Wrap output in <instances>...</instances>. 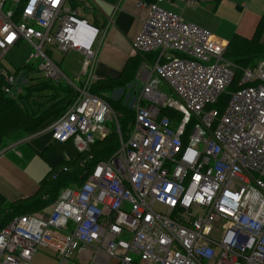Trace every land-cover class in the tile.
<instances>
[{
	"label": "built area",
	"instance_id": "obj_1",
	"mask_svg": "<svg viewBox=\"0 0 264 264\" xmlns=\"http://www.w3.org/2000/svg\"><path fill=\"white\" fill-rule=\"evenodd\" d=\"M73 1L0 0V91L11 95L17 85L1 62L20 42L34 50L26 63L54 82L64 75L45 47L76 51L83 85L46 128L53 142L83 154L111 122L118 147L48 211L3 227L0 264H29L39 248L56 264H264V60L240 70L209 31L160 6L174 0H137L145 16L130 54L158 57L138 92L124 97L134 118L122 138L110 106L88 92L103 35ZM167 108L179 121L161 115Z\"/></svg>",
	"mask_w": 264,
	"mask_h": 264
},
{
	"label": "crops",
	"instance_id": "obj_2",
	"mask_svg": "<svg viewBox=\"0 0 264 264\" xmlns=\"http://www.w3.org/2000/svg\"><path fill=\"white\" fill-rule=\"evenodd\" d=\"M136 1L78 0L85 10L83 16L87 15L80 18L98 28L103 35L97 48L94 66L90 71L89 85L98 81L116 80L127 64L136 65L132 81L125 88L114 90L116 99L138 92L158 57V52L136 56L130 54L131 43L141 29L140 18L145 16L144 10L136 8ZM193 1L192 7L185 6L181 0H174L172 4L162 2L160 6L179 14L185 22L209 31L214 39L226 47L233 35L251 38L260 17L264 14V0ZM260 41L264 46V32ZM72 52L82 57L80 53ZM78 77L76 79L82 82V77ZM57 145H60V150L72 149L75 152L71 143L53 142L51 132L46 127L9 145L11 152L4 151L8 148L0 151V199L12 203L32 197L37 192L38 182L48 171L44 170L43 173L42 167L44 165L46 168L47 164L38 160L41 158L40 154L52 147L60 155ZM76 155L75 152V157ZM75 157H69V160ZM48 209L49 207L45 210Z\"/></svg>",
	"mask_w": 264,
	"mask_h": 264
},
{
	"label": "trees",
	"instance_id": "obj_3",
	"mask_svg": "<svg viewBox=\"0 0 264 264\" xmlns=\"http://www.w3.org/2000/svg\"><path fill=\"white\" fill-rule=\"evenodd\" d=\"M263 32L264 14L260 17L251 38L247 39L238 35H233L230 38L224 54L225 58L233 62L240 70L255 66L257 62L264 60V46L260 41ZM135 66L127 64L116 80L98 81L95 84H90L88 92L104 100L103 94L106 95L118 88H125L132 81ZM26 71L38 72L34 64L25 63L14 75L21 76ZM239 78L240 73L236 72L235 81ZM235 89L233 83L227 92ZM16 96L13 98L0 91V150L25 136L43 130L50 122L57 120L75 100L77 94L63 80L58 81L57 84L44 80L38 84L24 87L21 93ZM226 99V94L220 98V107L218 108L220 111L222 110L221 102ZM116 102L113 105L114 113L117 116L122 138H126L123 132L128 133L130 124L128 122L133 120L134 114L121 106L124 97L118 98ZM161 115L171 120L178 116L168 108L162 110ZM118 142L114 127L113 131L108 130L104 139L96 141L90 146L89 151L77 154L72 160L62 158L52 147L43 150L40 157L47 164L48 171L38 182L37 192L30 198L12 203H6L0 199V230L15 217L42 212L57 199L62 189L80 186L96 163L109 159L115 153ZM63 168H66L67 171H61Z\"/></svg>",
	"mask_w": 264,
	"mask_h": 264
},
{
	"label": "rangeland",
	"instance_id": "obj_4",
	"mask_svg": "<svg viewBox=\"0 0 264 264\" xmlns=\"http://www.w3.org/2000/svg\"><path fill=\"white\" fill-rule=\"evenodd\" d=\"M73 3L79 15L81 17H86L87 15L83 16V14L85 13L83 7L78 2L73 1ZM33 52H34L33 48L28 43L20 42L14 48L8 51L6 56L2 59L1 66L4 67L8 72L15 74L28 61L30 54ZM45 52L46 55L51 59V61L54 62L57 65L58 69L62 72V74L64 75L63 81L66 84H68V86L70 85V87L73 89V86L80 87L83 85V82L81 81L79 82V80L76 79L79 78L78 75L82 77L81 76V65L83 61L82 57L74 54L72 51L68 52L66 55H62L58 53L54 48H49V47H45ZM16 77H17V85L12 91V94L10 95L13 98H16L17 97L16 94L21 93L24 87L35 85L45 80V79L43 80L42 76L38 72L36 73L33 71H29V72L26 71V73L22 74L21 76L18 75ZM51 83L57 84L58 81L57 82L51 81ZM103 98L109 104L112 111L114 112L115 110L113 109V105L117 103L116 101L118 99V98L116 99L114 91L113 92L111 91L106 95L103 94ZM121 106L134 114V110L132 109V104L122 103ZM176 119L177 121H179L180 119L179 116H177ZM128 123L131 124L132 120H130ZM106 127L111 132L114 130L115 126L111 122H108L106 123ZM123 135L127 137L128 133L123 132ZM57 147L60 150V145H57ZM7 150H9V148L4 151ZM7 152H11V150ZM60 155L64 159H69V157L70 158L75 157V152L72 149L60 150ZM38 160L46 164L42 158H39ZM45 166L46 168L44 167V165L42 167L43 173L44 170L46 172V170L48 169V166L47 165ZM104 262L105 264H114L112 260H108L106 257L104 258ZM29 264H56V260L54 255L50 251L43 248H39L36 254L33 255Z\"/></svg>",
	"mask_w": 264,
	"mask_h": 264
},
{
	"label": "snow or ice",
	"instance_id": "obj_5",
	"mask_svg": "<svg viewBox=\"0 0 264 264\" xmlns=\"http://www.w3.org/2000/svg\"><path fill=\"white\" fill-rule=\"evenodd\" d=\"M53 2L55 3V0H53ZM12 35L11 34H9V35H7L6 36V39L10 42L11 40H12Z\"/></svg>",
	"mask_w": 264,
	"mask_h": 264
}]
</instances>
